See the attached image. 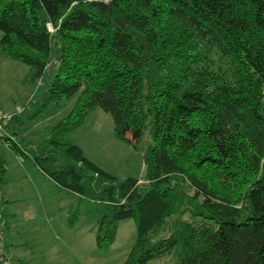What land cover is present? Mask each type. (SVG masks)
Returning <instances> with one entry per match:
<instances>
[{
  "label": "trees",
  "instance_id": "1",
  "mask_svg": "<svg viewBox=\"0 0 264 264\" xmlns=\"http://www.w3.org/2000/svg\"><path fill=\"white\" fill-rule=\"evenodd\" d=\"M0 30L37 78L57 61L47 100L77 94L24 155L104 204L100 248L132 218L124 264H264V0H0ZM96 107L123 141L149 125L145 179L118 178L66 139Z\"/></svg>",
  "mask_w": 264,
  "mask_h": 264
},
{
  "label": "rangeland",
  "instance_id": "2",
  "mask_svg": "<svg viewBox=\"0 0 264 264\" xmlns=\"http://www.w3.org/2000/svg\"><path fill=\"white\" fill-rule=\"evenodd\" d=\"M57 67L53 60L37 78L33 68L7 57L0 46V112L10 117L0 142V264H124L137 238L134 220H120L113 243L100 248L96 237L104 204L59 189L24 155L43 143L48 129L75 104L77 94L47 100ZM66 139L120 179L147 176L149 125L137 142L123 141L112 115L96 107ZM146 264H176V258L169 254Z\"/></svg>",
  "mask_w": 264,
  "mask_h": 264
},
{
  "label": "built area",
  "instance_id": "3",
  "mask_svg": "<svg viewBox=\"0 0 264 264\" xmlns=\"http://www.w3.org/2000/svg\"><path fill=\"white\" fill-rule=\"evenodd\" d=\"M10 117L7 115H4L3 113L0 112V142H2L3 138H4V133L1 131V129L3 128L4 124L6 123V121L9 119ZM6 146H10L9 142L5 143ZM3 257H0V260H2Z\"/></svg>",
  "mask_w": 264,
  "mask_h": 264
},
{
  "label": "crops",
  "instance_id": "4",
  "mask_svg": "<svg viewBox=\"0 0 264 264\" xmlns=\"http://www.w3.org/2000/svg\"><path fill=\"white\" fill-rule=\"evenodd\" d=\"M38 170L41 172V170L38 168ZM42 173V172H41ZM42 175H43V177L44 178H46V179H50L49 177H47L46 175H44L43 173H42ZM50 180H52V179H50ZM53 181V180H52ZM54 183H55V181H53ZM55 186H57V184L55 183L54 184ZM58 187V186H57Z\"/></svg>",
  "mask_w": 264,
  "mask_h": 264
}]
</instances>
